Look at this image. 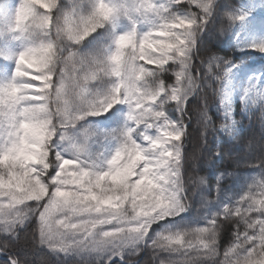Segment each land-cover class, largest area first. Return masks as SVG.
<instances>
[{"label":"snow or ice","instance_id":"obj_1","mask_svg":"<svg viewBox=\"0 0 264 264\" xmlns=\"http://www.w3.org/2000/svg\"><path fill=\"white\" fill-rule=\"evenodd\" d=\"M5 8L0 30L23 50L0 83V264H29V246L57 264H139L147 251L153 264H264V137L249 145L255 162L233 161L259 179L224 169L212 185L192 174L209 129L239 139L237 101L264 124V65L209 43L222 35L264 54V2L259 16L255 3L221 0H0ZM217 87L218 127L208 114ZM194 116L200 142L189 153ZM241 175L251 182L237 193L225 181Z\"/></svg>","mask_w":264,"mask_h":264},{"label":"trees","instance_id":"obj_2","mask_svg":"<svg viewBox=\"0 0 264 264\" xmlns=\"http://www.w3.org/2000/svg\"><path fill=\"white\" fill-rule=\"evenodd\" d=\"M253 1L254 0H221L222 3L229 6L230 10L237 9L242 4H251L253 3ZM261 3L262 2L256 3L257 8L253 12L254 15H260L259 5ZM229 23L230 21H228L226 17L222 18V24L225 28L228 27ZM256 39H259V35H257ZM209 43L213 51H215L217 55L233 60L236 63H248L256 66L264 65V54L252 50H237L234 45H230L229 43H227L225 37L222 35H214ZM202 70L204 72L212 74L216 72H222L223 68L210 67L209 65L205 64ZM218 92L219 88L217 87V94L213 95L211 92H209L208 96V114L212 117V120L217 127L222 122V113L217 111V105L220 98ZM235 109L237 113L236 119L241 120L242 122V130L239 139L233 141L230 140L226 135L218 131L213 132L211 129H209L207 133V145L198 153L200 159L197 162L195 170L192 171L193 176H203L212 185L215 184V176L217 170L224 169L236 172L238 174L251 173V177L259 179L257 173L251 172L250 169L244 168L243 165H241V167H236L233 161L236 157H244L250 161L255 162V156L258 155V153L255 151V148H253L250 154L249 145L251 144L254 146L258 144L262 137H264V124L261 123L259 112H256L254 115H250L248 117L240 115L239 101L236 102ZM195 120L196 118L194 116L193 143L188 145L189 153L193 151L194 145L198 146L200 142V126L195 123ZM218 146L225 153V158L223 160H219L214 156V153L216 152ZM250 182L251 178L245 180L243 175H241V179L239 182H236L235 178H229L227 181H225L226 184L233 185L234 191L237 193L246 191L247 183ZM216 195L217 193L215 191L208 194L210 199H214ZM198 199L199 197H197V200ZM192 226L202 227L204 226V224L203 222L198 224L193 223ZM34 229L35 224H31L28 230L29 233H31ZM137 257H135V259H137ZM27 259L29 264H57L55 257L47 249H41L34 252L31 250V246H29ZM0 261H3V259H0ZM138 262L139 264H153L151 252H143ZM114 264H119V261H114Z\"/></svg>","mask_w":264,"mask_h":264},{"label":"rangeland","instance_id":"obj_3","mask_svg":"<svg viewBox=\"0 0 264 264\" xmlns=\"http://www.w3.org/2000/svg\"><path fill=\"white\" fill-rule=\"evenodd\" d=\"M68 2L70 3L71 0H68ZM12 3H15L14 0H12ZM8 16H10V10L8 8H5L3 12H0V19ZM127 27L128 25L125 23L121 30ZM21 50H23V42L15 39L14 37L11 40L10 46L8 44H3V42L1 43L0 59L2 57L5 58V62L1 65L5 71L0 73V83H6L12 76L14 69V54H18ZM149 67H154V65H150ZM39 83L40 82H37V84Z\"/></svg>","mask_w":264,"mask_h":264}]
</instances>
